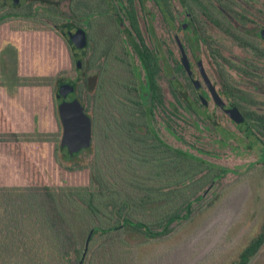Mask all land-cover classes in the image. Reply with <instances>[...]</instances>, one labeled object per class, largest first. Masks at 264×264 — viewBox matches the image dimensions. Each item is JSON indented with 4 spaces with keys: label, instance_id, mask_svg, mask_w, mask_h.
Returning a JSON list of instances; mask_svg holds the SVG:
<instances>
[{
    "label": "flooded vegetation",
    "instance_id": "af4514ba",
    "mask_svg": "<svg viewBox=\"0 0 264 264\" xmlns=\"http://www.w3.org/2000/svg\"><path fill=\"white\" fill-rule=\"evenodd\" d=\"M0 8V23L27 19L32 8L31 15L41 13L62 37L63 31L83 30L82 50L70 34L63 38L76 69L88 77L90 93L99 88L91 78L107 71L109 61L127 60L129 76L119 85L132 95L109 92L102 84L101 134L106 146L119 147L125 165L131 163L127 182L149 192L150 214L160 216L183 201L189 154L216 166L214 172L194 173L195 179L205 170L213 177L197 196L204 198L234 170L172 146L169 138L187 143L184 120L209 132L217 150L238 149L243 141L247 155L264 161V0H0ZM90 115L94 132L96 116ZM95 149L92 141L86 150Z\"/></svg>",
    "mask_w": 264,
    "mask_h": 264
},
{
    "label": "rangeland",
    "instance_id": "374dc122",
    "mask_svg": "<svg viewBox=\"0 0 264 264\" xmlns=\"http://www.w3.org/2000/svg\"><path fill=\"white\" fill-rule=\"evenodd\" d=\"M31 10L28 9V14ZM2 11L0 8V15ZM128 69L127 60L113 59L109 61L107 71L99 76L103 84L109 87V92L131 97L132 93L119 85L126 83L127 78L115 84L109 82L119 73L129 76ZM54 74L58 75L53 78L55 86L71 84L66 79L83 76L76 69V61L70 55L66 40L53 25L47 23L41 13L30 14L27 19L10 17L0 23L1 103L11 120V127L21 133L27 150L38 162L45 179L58 191L65 212L73 218H80L77 234L86 252L84 264H234L239 252L258 232L264 218V161L258 155H247L243 141L238 149L217 150L211 134L191 123L188 117L187 121H183L181 135L187 143L180 146L169 138L171 145L234 170L216 180L202 200L194 201L191 217L174 222L169 235L151 238L139 230L120 229L108 234L98 232L90 239L91 230L111 224L109 218L105 217L106 221L103 217L89 215L82 206H86L88 199L84 187H90L97 193L98 186L90 181L93 172L98 174L97 170L103 176L108 172L109 179L117 183L112 185L116 188L112 191L131 201L132 209L136 212L135 219L153 224V218L159 216L149 215L152 209L150 205L154 201L148 199L147 189L127 182L128 169H132V166L131 163L125 165L124 158L117 154L119 147L112 144L106 146L100 123L103 105L98 104L95 91L90 93L86 90L84 81L80 83L75 96L90 114L96 116L92 139L96 149L95 152L83 149L85 152L77 157L71 160L65 158L61 150L63 126L58 111L57 87L52 88L50 80V75ZM20 75L31 79L26 83L19 79ZM122 163L123 166L120 165ZM206 172L199 174L198 178ZM139 175L143 180L147 179L143 173ZM205 191V188L200 189V193ZM103 202V197L98 196V207L106 216L113 217ZM249 264H264V245Z\"/></svg>",
    "mask_w": 264,
    "mask_h": 264
},
{
    "label": "trees",
    "instance_id": "16d2710c",
    "mask_svg": "<svg viewBox=\"0 0 264 264\" xmlns=\"http://www.w3.org/2000/svg\"><path fill=\"white\" fill-rule=\"evenodd\" d=\"M63 32L65 36L63 37L68 38L69 33ZM55 76L58 75H50L51 87H57L58 91L62 84L54 85L53 78ZM18 77L20 80L27 81L26 83L31 79V77H21V75ZM36 78L41 79V77ZM123 78L128 77L119 73L113 76V80H109V82L115 84ZM91 79L99 87L96 93L98 104L102 106L101 101L105 93V90L101 89L103 82L98 74ZM66 81L75 86L77 91L82 81L86 87L88 77L83 75L82 77L68 78ZM37 84L39 85V83ZM10 124H12L11 120L6 115L0 100V264H84L86 252L81 247L77 234V222L80 218H73L65 212L58 191L45 179L38 162L27 150L21 133ZM61 150L65 158L70 160L83 151L82 149L72 155L68 148L62 144ZM187 165L188 177L184 190L186 195L184 198L182 196L183 201L172 204L170 212L163 211L159 217L153 218V224L139 219L134 221L136 212L132 209L131 201L113 192L112 189L116 188L104 179L99 170H97L98 174L93 172L90 181L96 187L98 186L97 193L95 194L90 187H84L88 199L86 206L83 204L82 206L89 215L105 219L108 216L101 211L97 204L98 196L103 197V204L108 206L109 211L113 214V217L108 218L115 222L108 227H97L91 230L90 239L98 232L108 234L122 228L139 230L151 238L170 234L173 231L172 224L182 219H189L193 213L194 201L203 199L202 194L197 196L201 184L213 179L210 173H205L203 177L195 179L194 173L203 169L211 171L216 169V166L190 154L187 156ZM226 171L229 170L225 169L224 172ZM94 174L96 175L94 176ZM72 187L69 188L73 189ZM80 187L82 188V186ZM194 197L195 200H193ZM152 214L153 210L149 215ZM263 245L264 218L258 232L242 248L234 264H249Z\"/></svg>",
    "mask_w": 264,
    "mask_h": 264
},
{
    "label": "water",
    "instance_id": "95a60500",
    "mask_svg": "<svg viewBox=\"0 0 264 264\" xmlns=\"http://www.w3.org/2000/svg\"><path fill=\"white\" fill-rule=\"evenodd\" d=\"M69 40L76 49L82 50L86 47V34L72 30L69 32ZM75 86L65 84L57 91V99L59 100L58 111L63 126V134L61 144L66 146L70 154L87 149L92 144L93 120L86 111L85 105L73 93ZM88 245V242H87Z\"/></svg>",
    "mask_w": 264,
    "mask_h": 264
}]
</instances>
